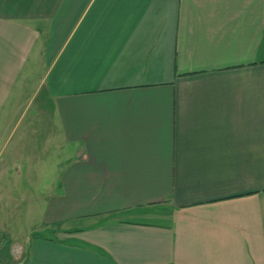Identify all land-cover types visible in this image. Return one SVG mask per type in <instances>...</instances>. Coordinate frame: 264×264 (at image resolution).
I'll return each instance as SVG.
<instances>
[{"label":"crops","instance_id":"crops-1","mask_svg":"<svg viewBox=\"0 0 264 264\" xmlns=\"http://www.w3.org/2000/svg\"><path fill=\"white\" fill-rule=\"evenodd\" d=\"M0 264H264V0H0Z\"/></svg>","mask_w":264,"mask_h":264},{"label":"rangeland","instance_id":"rangeland-1","mask_svg":"<svg viewBox=\"0 0 264 264\" xmlns=\"http://www.w3.org/2000/svg\"><path fill=\"white\" fill-rule=\"evenodd\" d=\"M46 188L39 187L38 190L40 194H44V190ZM40 205V219L38 222L36 230H34V233L30 236L31 239L28 241L27 239L22 240V238H19L18 235H15L16 240H12L10 243V249H12L13 252V257L17 259H21L24 262L25 256L27 254V251L30 247L31 241L36 238V237H54L57 233H59L60 225L59 224H49L43 221V215L41 214V210L43 208L44 204H39ZM78 223L84 224V221H76ZM69 226H73L72 224L68 223L66 224ZM21 246V247H19Z\"/></svg>","mask_w":264,"mask_h":264}]
</instances>
